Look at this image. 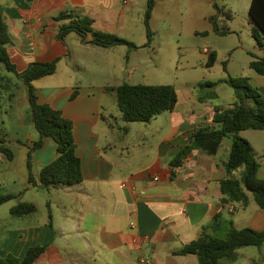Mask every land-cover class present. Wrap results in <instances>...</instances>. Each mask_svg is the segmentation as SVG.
<instances>
[{
	"label": "crops",
	"instance_id": "obj_1",
	"mask_svg": "<svg viewBox=\"0 0 264 264\" xmlns=\"http://www.w3.org/2000/svg\"><path fill=\"white\" fill-rule=\"evenodd\" d=\"M0 5L18 72L31 62L58 60L55 74L33 84L40 103L60 110L74 122L76 153L83 172V181L73 187L47 191L29 184L27 154L39 138L29 88L14 73H1L0 133L14 158L9 160L0 152V190L19 196L7 203L10 210L20 201L34 203L38 209L21 219H9L6 225L0 217L1 256L23 258L30 247L43 245L46 250L34 264H199L196 255L177 253L215 216L231 219L238 229L264 230V209L253 199L246 208L221 201L220 182L227 177L223 165L230 156V138H224L215 156L195 149L181 166H170L195 130L214 126L215 108L230 107L236 101L235 93L229 94L228 107L209 106V100L187 95L183 114L164 118L167 128L155 156L148 165L136 167L133 147L115 135L120 116L110 112L107 100L113 93L107 88L126 82V75L133 78L137 71L138 67L126 65L123 48L131 49L126 45L93 46L75 33L64 42L58 38L66 21L56 18L74 12L92 18L95 30L116 34L142 48L147 43L144 19L148 0H0ZM213 15H208L207 30L213 29ZM207 52L209 56L211 51ZM111 116V121L104 120ZM9 126L23 132L15 133ZM123 129L127 135V128ZM56 158L57 143L46 138L33 154L38 183L41 169ZM263 164L258 171L262 179ZM231 264H264V244L242 248L238 260Z\"/></svg>",
	"mask_w": 264,
	"mask_h": 264
},
{
	"label": "trees",
	"instance_id": "obj_2",
	"mask_svg": "<svg viewBox=\"0 0 264 264\" xmlns=\"http://www.w3.org/2000/svg\"><path fill=\"white\" fill-rule=\"evenodd\" d=\"M157 0H148L144 24L147 32V43L150 47L154 32L151 26L153 12ZM251 21L256 28L257 38L260 32L264 35V0H252L249 10ZM57 21H66L58 31V38L64 42L66 37L77 34L87 44L102 48H113L126 45L130 49H138L136 44L116 34L97 31L94 20L87 16H80L74 12L61 13ZM213 30L225 34L221 30L219 20L211 16ZM90 36V39H89ZM258 40V38H257ZM12 43L8 26L4 19V9L0 5V62L8 72L14 73L29 88V101L35 130L39 138L29 148L27 154L28 181L31 186H39L47 191L62 187H73L83 181L81 159L76 153L74 137V122L66 118L60 110L49 104L38 101L34 81L56 73L58 60L47 62H31L23 72H18L12 61L9 46ZM217 60V52L211 51L208 56V67H213ZM251 68L264 77V57L255 58ZM225 82L230 85L236 96V101L228 108H215L213 127H199L189 138L178 155L171 161L173 169L181 166L184 159L192 150L199 149L208 155L219 153L224 138L232 140V148L224 169L227 177L220 182L222 203L238 205L246 208L253 199L260 208L264 209V179L258 176L261 166L252 144L240 133L248 130L264 131V96L253 88L246 77H229ZM218 82L201 83L200 87H215ZM116 97L122 122L149 123L158 115L175 110L179 101L176 88L173 85L130 84L124 82L118 86L107 88ZM212 94L210 97H214ZM113 116L104 118L111 121ZM111 127L112 122H110ZM46 138H53L57 143V158L44 166L40 172V183L37 182L33 171V154L40 149ZM0 152L7 159L14 158V152L0 133ZM174 177V173L172 174ZM19 196L0 193V205L6 204ZM34 203L18 202L10 210L12 217L21 219L37 212ZM52 217H50V220ZM52 226V224L50 223ZM264 244V230L251 228L238 229L231 219L221 214L214 217L205 226L200 235L187 244L177 254L197 256L199 264H231L238 260L239 251L248 246L260 247ZM46 246L30 247L23 258L13 254L0 255V264H34L45 252Z\"/></svg>",
	"mask_w": 264,
	"mask_h": 264
},
{
	"label": "rangeland",
	"instance_id": "obj_3",
	"mask_svg": "<svg viewBox=\"0 0 264 264\" xmlns=\"http://www.w3.org/2000/svg\"><path fill=\"white\" fill-rule=\"evenodd\" d=\"M155 11L154 39L150 47L125 49L127 67H138L133 78L126 75L130 84L173 85L179 96L175 112H165L151 123L118 121L114 130L133 149V165H148L156 154V145L166 132L165 117L181 116L185 111L187 95L194 100H209V106L228 107L229 94L234 89L225 80L229 77H246L250 85L264 96V77L251 68L255 58L264 57V35H254L256 25L251 21L249 10L252 0H157ZM214 14L225 34L207 30L208 15ZM213 26V25H212ZM216 51L217 60L208 67V52ZM88 57H91L87 55ZM5 66L0 62V74ZM218 82L215 87L201 88V83ZM214 94V97H210ZM109 107L117 117L120 111L114 93L108 98ZM123 127L128 134L125 135ZM15 133L23 129L10 127ZM243 138L252 141L256 156L264 163V131L248 130L241 132ZM256 136L259 138L255 139ZM10 147V145H9ZM11 148V147H10ZM127 154V152H126ZM163 158L161 159V161ZM158 166V165H157ZM264 167V164H263ZM260 169V168H259ZM259 176V174H258ZM1 194L6 193L0 190ZM15 201V200H13ZM10 204L0 205V217L16 219L10 214Z\"/></svg>",
	"mask_w": 264,
	"mask_h": 264
},
{
	"label": "built area",
	"instance_id": "obj_4",
	"mask_svg": "<svg viewBox=\"0 0 264 264\" xmlns=\"http://www.w3.org/2000/svg\"><path fill=\"white\" fill-rule=\"evenodd\" d=\"M128 185V184H127ZM126 184H124L123 186H127ZM133 188H134V186H133Z\"/></svg>",
	"mask_w": 264,
	"mask_h": 264
}]
</instances>
